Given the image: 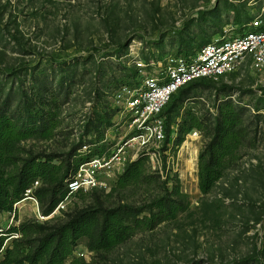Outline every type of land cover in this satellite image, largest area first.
Instances as JSON below:
<instances>
[{
	"label": "rangeland",
	"instance_id": "obj_1",
	"mask_svg": "<svg viewBox=\"0 0 264 264\" xmlns=\"http://www.w3.org/2000/svg\"><path fill=\"white\" fill-rule=\"evenodd\" d=\"M257 17L264 19V0H0V110L31 127L48 114L54 118L53 134L17 142L14 159L20 164L33 156L65 167L91 151V158L112 156L136 131L123 116L118 89H139L170 59ZM227 100L249 136L204 194L200 154ZM162 113L169 138L123 150L128 162L145 159L142 183L119 187L123 171L115 166L104 175L105 187L64 197L44 214L37 180L12 211H0V264L8 250L12 264H29L21 262L29 245L82 208L148 210L161 197L177 201L175 217L141 225L111 250L93 251L84 237L63 264H264V68L247 62L217 81L190 86ZM197 118L201 127L185 132L184 122Z\"/></svg>",
	"mask_w": 264,
	"mask_h": 264
},
{
	"label": "trees",
	"instance_id": "obj_2",
	"mask_svg": "<svg viewBox=\"0 0 264 264\" xmlns=\"http://www.w3.org/2000/svg\"><path fill=\"white\" fill-rule=\"evenodd\" d=\"M191 53H180L178 56H187ZM204 81L207 80L191 83L179 92ZM218 112L215 122L211 124L210 141L199 159L200 189L204 194L212 190L227 162L234 157L239 145L243 144V140L249 136L238 109L231 100L223 102ZM38 113L41 112L32 111L35 116ZM47 116V121H43L42 125L31 127L23 125L0 110V211H12L14 204L23 199L26 190L39 180L42 185L37 189L36 196L42 205H48L44 214H50L68 192L65 180L69 173L77 170L82 162L95 155L93 151L80 155L81 160L76 163L70 161L65 167L63 163L56 164L52 159H39L33 156L24 158L19 164L14 159L13 151L17 142L36 136L47 138L53 134L54 118L52 113ZM197 127H201L199 118L191 124L184 122L182 125L185 132ZM165 131L169 138L171 131L167 126V121ZM144 160L140 158L126 165L117 180L119 187L124 188L143 182L145 178ZM12 166L14 169H8ZM177 210V201L165 197L155 199L148 210L129 205L107 208L100 203L87 206L72 215L65 224L42 236L37 245L30 244L29 251L23 256L21 262L63 264L65 259L72 254L78 241L84 237L89 239V248L93 251L111 250L132 237L141 225L153 226L155 223L173 218ZM144 211H147L150 216L146 215L142 219L139 216ZM22 231L26 233L24 229ZM3 239H0V246ZM11 253V250L6 253V264L16 262L10 258Z\"/></svg>",
	"mask_w": 264,
	"mask_h": 264
},
{
	"label": "built area",
	"instance_id": "obj_3",
	"mask_svg": "<svg viewBox=\"0 0 264 264\" xmlns=\"http://www.w3.org/2000/svg\"><path fill=\"white\" fill-rule=\"evenodd\" d=\"M240 29L233 35L217 36L194 53L170 59L159 75L147 76L139 89L131 91L127 86L118 89L115 97L123 104V116L136 131L112 156L90 158L77 170H72L65 180L68 189L65 200L79 192L105 187L104 175L112 167L124 171L126 165L133 162L132 159L128 162L123 155L126 146L138 144L144 148L151 141L162 142L166 136L161 116L163 108L180 89L200 80L217 81L238 71L247 62L252 68H264V19L257 17ZM37 184L24 194L29 196Z\"/></svg>",
	"mask_w": 264,
	"mask_h": 264
},
{
	"label": "bare ground",
	"instance_id": "obj_4",
	"mask_svg": "<svg viewBox=\"0 0 264 264\" xmlns=\"http://www.w3.org/2000/svg\"><path fill=\"white\" fill-rule=\"evenodd\" d=\"M192 158V157H191Z\"/></svg>",
	"mask_w": 264,
	"mask_h": 264
}]
</instances>
